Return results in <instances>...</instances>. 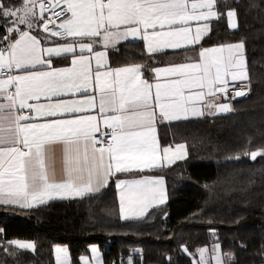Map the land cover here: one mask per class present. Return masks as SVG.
<instances>
[{"label":"snow or ice","instance_id":"snow-or-ice-1","mask_svg":"<svg viewBox=\"0 0 264 264\" xmlns=\"http://www.w3.org/2000/svg\"><path fill=\"white\" fill-rule=\"evenodd\" d=\"M66 4L65 14L71 18L59 24L62 31L52 35L72 37L77 42L80 38H92L90 43H79V48L88 50L91 56H75L71 67L56 68L52 66V57L65 53H75V43L41 49L40 40L28 31H20L17 25H27L30 18L37 15V7L42 16L50 8L59 6L60 0L46 4L44 0H16L6 6L0 0V18L13 20L12 27H6L7 33L19 32V38L0 48V72L3 69H24L26 66L44 65L48 71H27L21 75H9L0 80V203L32 207L33 202H45V197L53 194L65 196H83L92 192L93 181L97 185L107 183L113 170L117 173L134 168H152L158 166V143L152 127L155 111L151 101H155L161 115L169 120L180 119L181 115L191 112L202 115L190 105L193 100H203V91L192 89L208 88L212 95L213 86L226 85L225 76L231 74L233 80L245 78V61L242 55L243 44L226 46L229 56L222 55L224 46L204 49L199 53L200 62L178 64L168 68H157V78L164 76L163 83L155 85L142 78L140 65H133L100 71L105 67L106 53L93 52L101 38L105 48L129 37H141L146 42L147 52L155 53L164 48L179 49L185 45L196 44L207 31V25L197 27L195 35L187 26L188 21H206L216 17L213 11L215 0H63ZM206 11H203L205 10ZM199 10V11H198ZM59 16L60 13H53ZM229 18L235 13L229 11ZM49 20L43 29L49 32ZM182 25L176 27L175 25ZM121 26L123 30L121 31ZM159 26L160 30H157ZM168 30L165 31V27ZM3 27V25H0ZM236 28V23H231ZM4 41L11 39L6 35ZM47 53V58L43 56ZM95 59L97 70L93 73L91 61ZM213 69H215L213 73ZM94 84L98 93L99 114L103 123L111 130V141L104 144L98 141L94 133L99 131L98 117L84 115L87 109L97 108V96H88L81 100H60L51 102L53 97L62 93H76ZM15 91L10 92L9 86ZM153 87L155 92L153 94ZM188 90V95H185ZM225 91L223 87L219 89ZM244 92H237L243 96ZM47 98V104L29 103ZM18 106V107H17ZM23 109L34 112L36 117H56L73 114L71 119H49L43 123H28L32 116L22 114ZM228 111L227 105L220 108ZM109 112L113 114H109ZM57 143L64 145V168L66 179L62 182H50L49 148ZM101 146L96 147L97 144ZM83 146L81 155L80 146ZM89 148L91 151L89 152ZM183 149L184 145H178ZM169 148H164V159H169ZM75 153V155L73 154ZM264 153L253 152L252 158ZM179 158V157H177ZM171 162V161H170ZM86 173V176H85ZM152 183L161 181H120V211L123 219L129 218V209L139 205L140 211L134 215L142 216L155 199ZM95 190H99L96 188ZM162 195V194H161ZM23 201V203H21ZM160 203L163 200L158 201ZM127 206V207H126ZM17 243L20 248H33L31 243ZM58 248L57 252H64ZM93 252L97 250L93 247ZM201 264L203 252L201 249ZM217 264H222L216 257ZM87 264V261L85 262Z\"/></svg>","mask_w":264,"mask_h":264},{"label":"trees","instance_id":"trees-1","mask_svg":"<svg viewBox=\"0 0 264 264\" xmlns=\"http://www.w3.org/2000/svg\"><path fill=\"white\" fill-rule=\"evenodd\" d=\"M216 8L211 32L192 49L242 42L249 88L235 98L234 113L159 127L162 145L187 147L185 158L148 172L165 178L167 201L141 219L124 220L112 177L96 194L29 208L0 205V264H56V246L68 248L71 264H82L90 244L103 249L107 238L116 241L105 264H196L189 252L214 243L233 255L231 264H264V154L251 156L264 153V0H216ZM230 9L236 28L228 24ZM6 20L0 18V38L9 34ZM4 43L0 39V47ZM164 55L149 54L142 41L110 50L112 65H141L146 77ZM13 238L36 247L16 249L8 241Z\"/></svg>","mask_w":264,"mask_h":264},{"label":"crops","instance_id":"crops-1","mask_svg":"<svg viewBox=\"0 0 264 264\" xmlns=\"http://www.w3.org/2000/svg\"><path fill=\"white\" fill-rule=\"evenodd\" d=\"M52 2V0H45L46 4H50ZM60 2H63V0H60ZM189 3H191V0H189ZM199 11V10H198ZM203 11H206L203 10ZM213 11L217 13L216 17H210L208 20L206 21H196V20H190L188 21L187 26L190 27L192 29V34L195 35V30L197 27H203L205 24L207 25V31L206 33H204L202 35V38L200 39L199 42H197L196 44H192V45H185L179 49H170V48H164L161 49L155 53H164L165 55L163 56V60L157 64L156 66L153 67L150 77H146L144 75V69L141 67V73H142V78L147 80L149 83L155 85V83L157 82H161L163 83L164 80L166 79V77L161 76L159 78H157L154 69L157 68H168V67H173L175 65L178 64H190V63H198L200 62V56L199 53L204 50V49H210V48H218L221 46L225 47V50L223 53H217L216 55L220 56L222 55L225 59H227V57L229 56V52L226 46L228 45H234V44H243L242 42H232V43H228V44H223V45H216V46H206V47H202L199 49H192L196 46H198L201 41L211 32L212 29V22L213 20H215L218 15L219 12L216 8V0H215V6L213 8ZM229 12V11H228ZM227 12V13H228ZM44 15V13H43ZM43 15H42V19H43ZM227 19H228V24L230 26L229 23V17L227 15ZM238 24V23H237ZM176 27L182 26V25H175ZM238 26V25H237ZM231 27V26H230ZM20 31H28L30 32V34L32 36L37 37V39L40 40V47L41 49L44 48H48V47H57L63 44H68V43H75L76 47H75V53H65L62 54L59 57L53 56L52 57V66L56 67V68H64V67H71V60L73 58V55L75 56H91L92 54L89 53L88 50H81L79 48V43H90L92 42V38H80L79 41L77 42L76 40H74V38L72 37H68V39L66 40H60L57 38V36L52 35V33L49 32H45L43 29V26L40 22H35L33 23V27L31 29H29L28 27H19L18 28ZM123 30V26H121V31ZM157 30L159 29V26H157ZM165 31L168 30V27L166 26ZM8 36L11 37L10 40H12L14 42L15 39L19 38V32L16 33H9ZM97 40V43L94 44L93 46V52H98V51H103L106 53V59H105V67L100 68V71H107V70H111V69H116V68H121V67H127V66H133V65H138V64H127V65H123V66H114L111 63L110 60V50H112L113 48L117 47L119 44L124 43V42H134V41H142L146 47V42L141 38V37H129L127 40H120L117 43L114 44H109L107 46V48L104 47L101 38H95ZM6 42V41H5ZM244 46V44H243ZM0 48H3L0 47ZM147 50V47H146ZM183 50V51H182ZM167 52H172V53H167ZM152 53V54H155ZM242 55L245 61V70H246V77L242 78V79H237V80H233L231 78V74H228L227 76H225V79L227 80V83L230 81H238V82H247L248 80V70H247V64H246V56H245V48L243 47L242 49ZM43 56L45 58H47V53H43ZM141 66V65H140ZM91 68L93 73H95V71L97 70V65L95 63V59L93 58L91 61ZM49 69L44 66V65H36L35 67L32 66H26V68L24 69H12V73L8 74V75H1L0 73V80H5L7 79V77L9 75H21V74H25L27 71H48ZM213 73L215 71V69L212 70ZM226 85H220V84H216L213 86L212 95H208L209 89L208 88H204V89H192V91H203L205 93L204 99L203 100H193L192 102H190V105L192 107L197 108L202 115H192L191 112H189L186 115H181L180 119H174V120H169L164 118L158 107H155V101H151V104L153 105V109L155 111V118L152 124V127L154 128V133L153 135L156 138V141L158 143V155L161 157L160 162L158 164V166L152 167V168H134L131 169L129 171L126 172H115L113 170V174L109 175L108 179H107V183L101 185H97L95 183V181H93V188L94 190L92 192H86L84 195H90V194H96L99 193L110 181V179L112 177L116 178V184H117V195H118V202H119V208H120V194H121V188L118 187L119 182L120 181H125V182H134V181H151V182H155V181H161L162 183H152L150 186L152 188L155 189V199H151V202L149 204V206L147 207V209L144 211L142 216H136L134 215L135 212L140 211V206H134L133 208L129 209V218L128 219H124V220H137V219H141L144 216H146L148 214V212L155 207H158L162 204H164L167 199V186H166V180L162 175L159 174H152V173H148L149 171L152 170H157V169H161L164 166H168V165H172L175 162L183 159L186 157L187 155V147L185 143H178L175 145H162L160 142V138H159V127L163 124H169V123H174V122H180V121H187V120H192V119H199V118H204V117H213V116H217V115H222V114H228L231 113V104L230 102L224 97V91H220L219 89L221 87H223L225 89ZM14 88L15 91V87L14 85H10L9 86V91ZM155 92V89L153 87V94ZM96 95L97 96V108L95 109H87L84 113V115H95L98 117V127H99V131L94 133L95 138L98 137L100 134L106 132L107 130H109V128L103 123V119L99 114V107H98V93H96L94 91V84H90L89 87L87 89H82L80 92H76V93H62L59 97H53L51 102H56L57 99L60 100H81V99H85L88 96H93ZM185 95H188V90H185ZM5 101L3 100V97H0V103H4ZM50 101L45 98V97H41L39 101H35V100H31L29 101V103H40V104H47ZM223 105H227L229 110L228 111H221L220 108ZM18 107V106H17ZM26 111H29L28 109H23L22 110V114L24 115H29L32 116L33 119L27 121L28 123H43L46 122L49 119H71L74 118L73 114H64V115H58L56 117H36L34 112H30L26 113ZM109 114H113L111 112H109ZM178 145H184L183 149H178L177 146ZM97 147V146H96ZM98 148V147H97ZM164 148H169L171 151L169 153V159H164V153H163V149ZM80 151H81V155L83 153V146H80ZM91 151V149L89 148V152ZM75 155V153H73ZM179 157V158H177ZM171 161V162H170ZM49 178H50V182H62L64 181L67 177L65 174V168H64V145L61 143H57L53 146H51L49 148ZM132 172H138L140 174L138 175H130V176H117L119 174H128V173H132ZM86 176V173H85ZM96 188H98L99 190H95ZM162 194V195H161ZM83 195V196H84ZM75 197H81V196H65V195H56L53 194V196L51 198L45 197V202L47 203L49 201H53V200H61V199H69V198H75ZM160 200H163L162 203L158 202ZM23 203V201L21 202ZM44 203H40L37 204L35 202H33V206H38ZM0 205H8V204H3L0 203ZM12 206H17L20 208H29V207H22L21 205H12ZM127 207V206H126ZM121 217H122V213L120 211ZM61 248L64 249V252H57V249ZM93 247L90 250V254L88 253V255H82L80 260L82 264H85V262L87 261V264H102L101 263V256L96 252L92 251ZM96 250H98L97 248H95ZM94 253V256H92V254ZM54 258H55V263L56 264H71V258H70V252L68 250L67 247L64 248V246H56L54 248ZM105 260V259H104ZM104 260L103 264H105Z\"/></svg>","mask_w":264,"mask_h":264},{"label":"built area","instance_id":"built-area-1","mask_svg":"<svg viewBox=\"0 0 264 264\" xmlns=\"http://www.w3.org/2000/svg\"><path fill=\"white\" fill-rule=\"evenodd\" d=\"M66 10V4L64 2H60L58 7L50 8V10L45 11L43 15V20L48 22L49 20L53 21V23H49V33L55 32V31H62L58 26L59 24L63 23L64 21L71 18V13L68 12L65 14ZM60 13L59 16H54L53 13ZM56 36V35H55ZM60 40H66L68 39L67 36H57ZM13 42L12 40H8L4 43L3 48L6 46L7 43ZM12 69H3L1 75H8L12 73ZM249 88L248 82H238V81H230L225 86L224 91V97L230 102L231 104V113H234V107L233 102L235 98L238 96L236 95L237 92H246ZM10 92H14V88L10 90ZM26 113H29V111H26ZM98 141H104V144L106 146L107 143L111 141V130H107L106 132L100 134L98 137H96ZM98 148L101 146L99 143L96 145ZM116 241L115 238H107L105 239V243L103 245V253L106 254L109 250V246Z\"/></svg>","mask_w":264,"mask_h":264},{"label":"rangeland","instance_id":"rangeland-1","mask_svg":"<svg viewBox=\"0 0 264 264\" xmlns=\"http://www.w3.org/2000/svg\"><path fill=\"white\" fill-rule=\"evenodd\" d=\"M44 2H45V0H44ZM19 6H17V7H19ZM229 11L235 13V17L234 18H229L230 26H231L232 22H234V23H236V25H238L237 24L238 21H237L236 11L234 9H230ZM14 19L15 18H8L5 21V23L7 24L8 27H12L13 26V20ZM35 22L36 23L40 22L42 24V26L45 23V21L42 19V16L40 15L38 7H37V15L35 17L30 18V20H29V23H31L32 25ZM17 27L19 28V27H28V26L27 25H17ZM8 241L13 247H15L16 249H20V250H29V251L32 250L33 251L35 249V247H36L35 242L33 240H30V239L13 238V239H9ZM13 241H18L20 243H31L34 247L33 248H20L17 243H11ZM92 247L98 249L97 253L104 260V253L102 251V248L100 247L99 242L95 241V242L90 244V246H89V254H90V250H91ZM201 249L204 250V252H203V262H204V264H217V261H216V257L217 256L220 257V260H221L222 264H231L233 262V259H234L233 255L231 253L223 254L221 249H220L219 244L218 243H214L212 245L199 246L195 250L189 252V255L193 258V260H194V262L196 264H201V251H200ZM92 256H94V253L92 254ZM102 259H101V263L103 264ZM104 262H105V260H104Z\"/></svg>","mask_w":264,"mask_h":264}]
</instances>
